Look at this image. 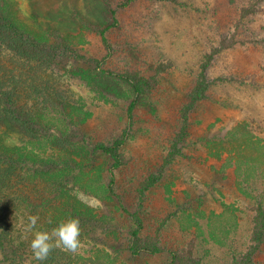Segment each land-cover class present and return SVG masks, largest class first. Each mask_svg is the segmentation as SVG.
Here are the masks:
<instances>
[{
  "label": "rangeland",
  "instance_id": "rangeland-1",
  "mask_svg": "<svg viewBox=\"0 0 264 264\" xmlns=\"http://www.w3.org/2000/svg\"><path fill=\"white\" fill-rule=\"evenodd\" d=\"M8 2L22 25L51 36L57 29L64 31L69 50L84 57L76 76L49 78L67 89L60 96L66 103L61 115H67L71 136L106 142L124 134L116 197L105 192L102 160L81 180L85 186L73 190L106 225L108 232L96 234L95 243L109 255L108 261L169 264L170 254L189 248L201 264H233L242 257L251 242L255 211L264 208V169L225 159L235 149L244 153L237 147L242 140L236 126L245 125L264 140V0H139L127 7L124 0ZM244 9L254 13L245 15ZM231 36L243 45L214 58L206 74L211 82L206 98L188 113L185 136L177 142L181 111L205 55L221 37ZM48 42L58 41L49 36ZM91 60L106 70L139 72L143 84L152 88L135 97L126 85L93 70ZM134 98L128 119L126 110ZM81 117L87 121L78 123ZM230 131L235 133L227 135ZM174 154L177 158L169 163ZM159 173V181L144 190L149 177ZM123 210L140 216L145 235L158 240L162 255L126 254L131 219ZM253 264H264V244Z\"/></svg>",
  "mask_w": 264,
  "mask_h": 264
},
{
  "label": "trees",
  "instance_id": "trees-1",
  "mask_svg": "<svg viewBox=\"0 0 264 264\" xmlns=\"http://www.w3.org/2000/svg\"><path fill=\"white\" fill-rule=\"evenodd\" d=\"M8 1L0 0V264H103L100 263L102 259L107 260L105 264H114L112 259V262L108 261L109 255L101 249L102 246L95 243L99 240L96 234L104 229L108 232L106 225L101 222L96 209L75 198L73 190L77 189L75 185L85 186L81 185V180L102 160V171L108 178L105 192L116 197L115 174L123 164L120 150L125 144L124 134L106 142H91L85 135L79 139L71 136V127L65 119L67 115H61L66 103L60 96H65L67 89H59L49 78L53 75L66 80L76 76L83 70L79 63L84 57L76 50H69L64 38L68 34L64 31L57 29L54 31L56 36H51L48 31L37 33L22 25ZM136 1L139 0H124L123 7ZM244 11L245 15L254 13L253 9ZM49 36L58 42L49 43ZM101 39L106 44L104 33ZM237 45H243V41L233 36L221 37L216 47L205 55L198 78L188 95L189 103L181 111L183 127L177 132H180L177 142L185 136L188 113L206 98L211 85L206 75L210 64L216 56L235 49ZM91 61L95 64L93 70L126 85L135 97L148 93L152 88L143 84L144 78L139 72H114L100 68L95 60ZM73 63L74 67H68ZM135 99L127 107L128 119L136 106ZM54 114L56 119L52 117ZM86 121L81 117L77 122ZM236 128L242 132L239 136L242 141L237 147H241L244 153L240 155L235 149L234 155L230 154L225 161L262 165L264 169V140L251 134L245 125ZM226 136L219 139L221 146L226 143ZM169 157L170 163L177 155ZM160 175L149 177L144 190L152 188ZM123 212L131 219L126 234V254L130 257L162 255L158 240L145 235L140 216ZM30 216L38 217L33 230L28 229ZM68 218H76L80 222L78 249L71 252L54 247L44 261L35 260L30 248L34 232L51 234L53 228ZM115 232L112 231L113 234ZM250 241L246 253L233 264H253L264 244L262 207L255 211ZM169 264L201 263L189 248L185 253L170 254Z\"/></svg>",
  "mask_w": 264,
  "mask_h": 264
},
{
  "label": "clouds",
  "instance_id": "clouds-1",
  "mask_svg": "<svg viewBox=\"0 0 264 264\" xmlns=\"http://www.w3.org/2000/svg\"><path fill=\"white\" fill-rule=\"evenodd\" d=\"M38 217L30 216L28 229L33 230ZM80 222L76 218H68L53 228L51 234L47 231H35L30 242L33 257L37 261H44L54 247L75 252L80 246Z\"/></svg>",
  "mask_w": 264,
  "mask_h": 264
}]
</instances>
